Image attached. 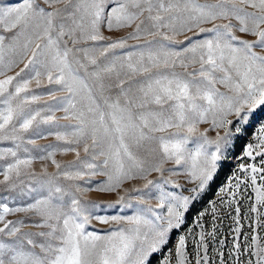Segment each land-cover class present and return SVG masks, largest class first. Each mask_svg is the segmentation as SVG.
I'll use <instances>...</instances> for the list:
<instances>
[{
	"label": "snow or ice",
	"instance_id": "snow-or-ice-1",
	"mask_svg": "<svg viewBox=\"0 0 264 264\" xmlns=\"http://www.w3.org/2000/svg\"><path fill=\"white\" fill-rule=\"evenodd\" d=\"M104 27L130 31L113 39ZM43 95L49 99L41 102ZM261 113L264 0H15L0 7V141L13 145L0 148V186L15 191L22 176L35 180L11 202L0 197V264H152L156 256L158 264H228L224 240L210 252L218 225L207 231L202 221L209 211L219 219L221 207L230 214L241 185L255 194L244 216L264 217ZM203 124L209 127L201 131ZM253 127L236 157V141ZM45 133L60 143L37 145ZM57 152L74 159L60 162ZM229 156L237 160L229 184L188 225L197 194ZM36 159L49 161L55 172H35ZM97 174L106 179L94 190L123 189L107 207H134L131 215L93 216L105 206L77 193ZM180 176L195 185L189 195L167 190L182 187L174 179ZM137 180L143 185L135 186ZM24 196L32 202L10 206ZM21 212L37 216L33 226L47 231L26 232L24 219H8ZM235 213L239 225V204ZM93 218L128 227L88 231ZM257 227L264 224L258 220ZM233 231L238 237L241 227ZM177 233L173 251L168 244ZM236 237L227 253L234 264H264L257 235L251 244L245 237L243 250Z\"/></svg>",
	"mask_w": 264,
	"mask_h": 264
},
{
	"label": "rangeland",
	"instance_id": "rangeland-1",
	"mask_svg": "<svg viewBox=\"0 0 264 264\" xmlns=\"http://www.w3.org/2000/svg\"><path fill=\"white\" fill-rule=\"evenodd\" d=\"M7 6H15V0H0V7H7ZM56 7L62 8L63 4L56 5ZM249 10H251V9H249ZM102 31L104 32L105 36H111L113 39H116V38L124 35L125 32L130 31V29L113 30L110 32L106 27H104V28H102ZM188 35H191V33H188ZM237 35H243V34L237 33ZM176 38L177 39H183V36L181 35V36H178ZM244 38L251 39V37H244ZM142 39H150V37H142ZM128 43L133 44L136 42L129 40ZM69 47H71V44H69ZM256 51H261V50L256 49ZM22 67H23V62H21L15 69H13V72L19 71V69ZM177 70L180 71V69H177ZM10 74H12V73H10ZM217 87L222 92L226 91V89L223 85H217ZM56 95H62V93L56 92ZM48 99H49V97L47 95H43L41 102L48 100ZM261 115H264V113H261ZM56 116L62 117L63 113L58 111V112H56ZM209 120H210V118H209ZM68 122L69 121H65L63 119L58 120V123H60V124H64V123H68ZM207 127H209V124H203L200 126V130L203 131V129L207 128ZM255 130H256L255 127L250 128L248 135L246 137L242 138L241 140L236 141V148H235L236 157H239L241 155L244 145H246L249 141L252 140V136H253V133L255 132ZM208 135L210 136V138H214L215 132L210 131L208 133ZM57 143H60V142L56 141V138L54 135H47L46 133L44 134V136L42 138H36V144L37 145H47V144L55 145ZM12 146L13 145L10 142L0 141V148H6V147H12ZM29 148L31 149V154L33 156L38 155L37 151L34 149L33 146L30 145ZM21 154L24 155L23 153H21ZM39 154H45V153H39ZM81 155H83V153H81ZM55 158L60 162H67V161L74 159V154L73 153L61 154V153L57 152ZM240 162H251V160L249 159L248 161H240ZM227 163H231L229 165V169H228L227 173L225 175L221 176V178H219V180H217V182H215L219 176V172H220L221 168L226 166ZM256 163L259 164V159H257ZM42 167H47V170L49 173L55 172V167L49 161H41L39 159L34 160L33 165H32V169L35 172L39 173L41 171ZM236 168H237V160L234 157L229 156L228 159L222 160L221 162H218L217 172L214 174L213 181H211L209 183V185L206 186V188L204 189L203 192L198 193L196 196L197 202L194 204V206H192L191 211L188 213V218H187L188 219V225H192V222L196 218L198 212H200L204 209H210V202H214L217 200L220 188L225 187L229 184V182H230L229 178L233 175ZM165 175L167 176L170 174L165 173ZM154 176H155V174H153L149 178L150 179L154 178ZM105 179H106V177L99 175V174L91 177V180L93 181V183H91L90 185H85V184L81 183V188L82 189L87 188L88 190L81 191V192L77 193V195L79 196V198L81 200L94 201L98 205H104L105 206V207H101V208L94 210L93 216L99 215V216L110 217L113 215H123V216L131 215L132 212L135 211L134 207L131 209L124 207L122 205H118L114 208L107 207V205L115 203L116 199L118 198V195L123 194V189H120L115 193L100 192V191L94 190L97 186L95 182L103 181ZM174 179L178 180V182L182 185V187L173 189L171 186H167L168 191H175L176 193L182 192L184 195H189L190 190L195 186L194 184L185 181L183 176L174 177ZM241 179H243V177H241ZM21 180L23 181V183L21 184L20 181H17L18 188L15 191L8 190V189H6L5 186H0V197L9 196V201L11 202L12 196L18 195V193L20 192V189H24L25 191H27V189L35 183V180H33L31 177H27V176H22ZM61 183L64 184L66 182H64L61 178ZM133 183L135 184V186L140 187L143 185L144 181L137 180ZM231 183H232V185H235L236 182L234 180H232ZM258 183H259V181H258ZM131 186H132V184H128V183H126L124 185V187H131ZM10 191H11V195H10ZM249 197H251V202L255 201L254 192H252V190L250 188L245 189L244 186L241 185V187L237 193L236 201H234L232 204L230 214H228L229 209L221 207L220 212H219V219H217L216 221H213L212 220V214L209 211V214L204 218V221H202V223H204V227L207 231L212 230L213 223L218 225V227L216 229V241L214 244L210 245V252H211V247H215L216 245H219V241L224 240L225 244L221 247H222L223 251L225 252V257L228 260V264H234L233 257H228L227 253L229 252L230 249L233 248L234 237H236V234L233 231V229L235 227H237V226L241 227V234L238 237H236V240L241 245V250H243V248L246 246L245 245V237H247V244H251L252 243L251 236L253 234L257 235L258 242L261 245H264V227H257V221L258 220L260 221V223L264 224V217H258L257 214H255V213L251 214L248 217H245L243 214V213L247 212L249 207H250ZM228 198H230V197H228ZM31 202H32V200L30 198H28L27 196H24V197H20L19 199H17L15 204L10 203V206H16L17 204L24 206V205L31 203ZM157 203H158V201L155 199H152L150 201V204L153 207H155V205ZM238 204L242 209V213L240 216V224L236 225L233 221V217L236 215L235 208ZM260 212L264 213V208H261ZM8 219H13V220L24 219V227L22 230L26 231V232L37 233V232H41V231H47L46 228H39V227L33 226L34 223L39 222V218L32 213H24V212L16 213L15 215H9ZM119 227H128V225L124 224V223L118 224L116 222H112L109 224H102L93 218L90 221V223L87 225V230L88 231H97V232H100L101 234H103L104 231H106V230L116 229ZM253 228H256L255 233H253ZM199 231H200V229L196 228V232L198 233ZM179 234L180 233L173 235L171 242L168 244L169 249H172L174 251V246L176 243V237ZM36 239L39 242V240L41 238L36 237ZM188 246H189V249H191L193 246L191 236L189 237V240H188ZM38 250L39 249H37V251ZM166 253H167V249H165L164 254H166ZM160 258H161L160 256L154 257L152 259V264H158V261ZM243 259L246 261L248 259L247 255H245L243 257ZM252 259L254 260L255 258L253 257Z\"/></svg>",
	"mask_w": 264,
	"mask_h": 264
},
{
	"label": "trees",
	"instance_id": "trees-1",
	"mask_svg": "<svg viewBox=\"0 0 264 264\" xmlns=\"http://www.w3.org/2000/svg\"><path fill=\"white\" fill-rule=\"evenodd\" d=\"M230 164L231 163H227L226 166H224V167L221 168V170L219 172V176H218V178L216 179L215 182H217V180H219V178H221V176H223V175H225L227 173Z\"/></svg>",
	"mask_w": 264,
	"mask_h": 264
}]
</instances>
